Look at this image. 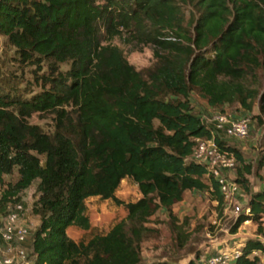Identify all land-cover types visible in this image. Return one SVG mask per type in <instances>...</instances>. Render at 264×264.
Segmentation results:
<instances>
[{
	"label": "trees",
	"instance_id": "trees-1",
	"mask_svg": "<svg viewBox=\"0 0 264 264\" xmlns=\"http://www.w3.org/2000/svg\"><path fill=\"white\" fill-rule=\"evenodd\" d=\"M121 35L153 47L148 67L137 70L110 43ZM0 37L16 68H34L41 86L31 94L0 60V215L35 185L32 264H178L143 262L147 224L166 211L184 243L171 210L187 192L207 193L223 206L218 182L191 159L210 130L190 96L250 113L257 99L254 119L263 125L264 0H0ZM259 78L261 91L251 85ZM36 113L53 116L52 132L30 123ZM217 144L233 153L240 165L234 183L249 194L253 166L238 148ZM263 167L264 155L256 171ZM14 172L17 179L6 183ZM123 181L137 187L138 200L116 196ZM92 198L123 207L126 216L76 242L67 230L91 229ZM248 208L231 233L250 221L264 237V189L251 194ZM262 258L264 239H249L227 264Z\"/></svg>",
	"mask_w": 264,
	"mask_h": 264
},
{
	"label": "rangeland",
	"instance_id": "rangeland-1",
	"mask_svg": "<svg viewBox=\"0 0 264 264\" xmlns=\"http://www.w3.org/2000/svg\"><path fill=\"white\" fill-rule=\"evenodd\" d=\"M188 17V16H187ZM112 45L119 47L127 61L137 70L148 67L153 61V47L143 46L137 42H130L126 35L117 36L110 41ZM13 56V50L4 45V39L0 37V60H4L8 65V71H15L16 75L21 77V87L30 88V93H37L41 86L34 79L31 72L34 68L24 69L16 68V62L10 57ZM42 73V72H40ZM20 79V78H19ZM251 85L261 91V78L252 82ZM263 90V89H262ZM193 113L197 115L205 124L217 113H224L234 117L247 115L251 120V128L248 135L243 140H229L226 142L238 148L246 165L253 166L251 175H246L249 182V194L237 186V195L231 200H224L222 207L207 193L187 192L183 200L172 207L173 222L177 231L187 236L184 243L176 238L172 233L171 218L164 210L157 213L155 217L150 218L148 227L152 229L151 234L144 238L141 244V254L143 262L152 263L154 261H168L178 264H209L212 258H219L220 263L227 264L239 253L243 244L249 239L263 240L264 237L257 235V226L250 222H244L237 233L232 234L231 229L242 214L243 210L248 208L250 196L253 193L264 189V167L257 172V162L264 155V115L263 125L258 124L254 116L259 114V104L256 99L253 111L247 112L238 105L223 106L212 108L208 106L206 100L201 98L197 92L190 96ZM30 123L40 126L45 132H52L54 121L52 115L33 114L29 119ZM240 166L237 162L235 167L226 175L229 182L234 183L236 170ZM17 179V173L11 176H4V181L14 182ZM1 192V188H0ZM35 185L22 194V204L24 207L21 222L27 228L29 236L23 244H15L12 248L13 256L16 250L21 249L25 254V259L14 257L13 264H32L31 237L39 225V219L31 213V206L36 200L34 197ZM116 196L124 202H135L140 198L137 187L130 181H123ZM239 207L240 212L235 211ZM2 216V215H0ZM87 216L90 221L91 229L82 231L77 228H69L67 235L76 242L87 238L92 234H103L119 220L126 216V211L121 206H116L111 201H100L92 198L87 201ZM8 246L5 245L4 251L7 255ZM4 255V254H3ZM2 256V253H0ZM224 261V263H222ZM264 258H262V264Z\"/></svg>",
	"mask_w": 264,
	"mask_h": 264
},
{
	"label": "built area",
	"instance_id": "built-area-1",
	"mask_svg": "<svg viewBox=\"0 0 264 264\" xmlns=\"http://www.w3.org/2000/svg\"><path fill=\"white\" fill-rule=\"evenodd\" d=\"M210 130V137L204 140H197L193 149L191 159L199 164L206 166L210 174L219 184V191L224 200H231L237 195L235 183L229 182L226 175L235 167V157L233 153L222 149L218 144L229 140H243L247 137L251 128V120L247 115L234 117L224 113L215 114L207 124ZM24 207L22 202L15 205L5 216H0V239L8 246L7 255L0 256V264H13L14 257L25 259L23 250L18 249L13 254V245L21 244L27 239L29 232L21 222ZM235 211L240 212V208L236 207ZM249 208L243 210L242 213L249 214ZM239 253L235 256V258ZM209 264L220 263L219 258H212ZM224 263V261H222Z\"/></svg>",
	"mask_w": 264,
	"mask_h": 264
},
{
	"label": "crops",
	"instance_id": "crops-1",
	"mask_svg": "<svg viewBox=\"0 0 264 264\" xmlns=\"http://www.w3.org/2000/svg\"><path fill=\"white\" fill-rule=\"evenodd\" d=\"M4 248H5V244L0 239V253H2V255L4 254V256H5Z\"/></svg>",
	"mask_w": 264,
	"mask_h": 264
}]
</instances>
